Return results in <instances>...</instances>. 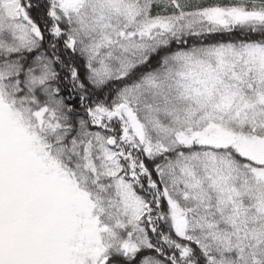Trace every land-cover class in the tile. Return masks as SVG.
Listing matches in <instances>:
<instances>
[{
    "label": "snow or ice",
    "instance_id": "6c2138e0",
    "mask_svg": "<svg viewBox=\"0 0 264 264\" xmlns=\"http://www.w3.org/2000/svg\"><path fill=\"white\" fill-rule=\"evenodd\" d=\"M0 264H264V0H0Z\"/></svg>",
    "mask_w": 264,
    "mask_h": 264
}]
</instances>
